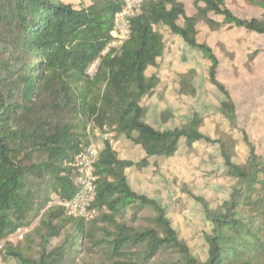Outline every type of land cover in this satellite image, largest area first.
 <instances>
[{
  "label": "trees",
  "instance_id": "trees-1",
  "mask_svg": "<svg viewBox=\"0 0 264 264\" xmlns=\"http://www.w3.org/2000/svg\"><path fill=\"white\" fill-rule=\"evenodd\" d=\"M0 0V256L15 264H264V160L249 147L246 164L234 162L236 145L201 132L198 113L182 127L160 130L149 124L147 100L162 84L158 73L167 53L165 27L209 63L207 79L222 96L219 111L236 126L237 110L219 82V60L200 43L198 26L264 35V0L259 19H242L227 0H190L188 16L179 0L146 2L133 17L131 35L103 54L113 40L115 17L124 0ZM222 19L218 22L212 16ZM101 59L97 73L87 69ZM186 61V57H183ZM196 71L179 77L180 94L196 95ZM172 113L166 111L161 121ZM114 132L143 157H119L105 142L96 163L93 219L73 218L55 204L76 191L77 154L91 144V129ZM217 144L225 175L237 180L230 199L217 209L201 198L211 232L204 234L207 259L192 253L172 226L166 209L135 192L128 171H143L153 159L176 156L181 143ZM40 218L23 241L10 238ZM37 249V251H36Z\"/></svg>",
  "mask_w": 264,
  "mask_h": 264
},
{
  "label": "rangeland",
  "instance_id": "rangeland-1",
  "mask_svg": "<svg viewBox=\"0 0 264 264\" xmlns=\"http://www.w3.org/2000/svg\"><path fill=\"white\" fill-rule=\"evenodd\" d=\"M179 2L184 4L188 16L196 14L192 1ZM227 6L242 19L262 17L263 12L254 0H227ZM212 18L222 21L214 15ZM160 31L165 36L167 53L161 60L160 69L148 72L149 75L158 73L162 84L147 100L146 121L160 130L173 129L182 127L194 113H198L203 119L201 132L204 135L213 140L229 138L235 143L234 162L237 165L246 164L249 157L243 132L255 147L257 156L264 160V35L228 27L212 32L204 23L198 26L199 42L211 48L217 56L220 63L217 78L235 103L237 121L234 127L219 111L222 96L208 82L209 63L199 53L188 49L180 39L171 36L169 29L163 27ZM190 70L197 73L194 83L197 94L194 96L180 94L179 77L188 75ZM166 111H170L173 117L163 122L161 116ZM104 134L91 135V142L98 150L103 148L105 139L101 135ZM112 139V147L119 157L137 162L142 159L143 153L139 148L124 139L117 140L114 136ZM128 178L135 192L157 200L166 209L180 238L189 245L193 254L205 261L207 245L204 234L211 232V226L194 198L201 197L212 209H217L230 199L238 184L237 180L225 175L219 146L196 143L189 149L182 142L175 157L153 159L151 166L143 171L129 170ZM39 226L40 218L26 228L31 233ZM9 241L13 244L18 242L14 235ZM3 247L4 243L0 244V252ZM88 260L82 264L97 263L96 260ZM0 264L9 263L0 256Z\"/></svg>",
  "mask_w": 264,
  "mask_h": 264
},
{
  "label": "built area",
  "instance_id": "built-area-1",
  "mask_svg": "<svg viewBox=\"0 0 264 264\" xmlns=\"http://www.w3.org/2000/svg\"><path fill=\"white\" fill-rule=\"evenodd\" d=\"M156 0H124V6L122 10L115 17V29L112 33L113 40L103 52V54L109 53L111 49L120 48L131 35V22L130 20L141 14L142 8L146 2ZM101 64V59L94 61L87 69V74L93 77ZM91 132L96 135H101L105 142L113 145L112 137H115L114 132L111 134L108 130L104 132L93 128ZM99 151L96 146L91 144L81 150L74 160V167L77 169V175L74 180L77 191L75 195L69 200H57L55 204L63 209L65 214L73 218H84L87 220L93 219L96 215L95 210L91 207L97 197V181L96 163L98 160ZM29 233L26 227L19 228L15 233V239L17 241H23L26 235Z\"/></svg>",
  "mask_w": 264,
  "mask_h": 264
}]
</instances>
